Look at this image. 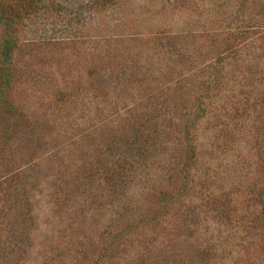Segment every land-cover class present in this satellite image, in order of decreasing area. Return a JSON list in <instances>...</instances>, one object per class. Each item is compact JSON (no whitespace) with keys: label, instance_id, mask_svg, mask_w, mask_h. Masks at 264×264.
<instances>
[{"label":"rangeland","instance_id":"374dc122","mask_svg":"<svg viewBox=\"0 0 264 264\" xmlns=\"http://www.w3.org/2000/svg\"><path fill=\"white\" fill-rule=\"evenodd\" d=\"M6 30L0 264H264V0H0Z\"/></svg>","mask_w":264,"mask_h":264},{"label":"trees","instance_id":"16d2710c","mask_svg":"<svg viewBox=\"0 0 264 264\" xmlns=\"http://www.w3.org/2000/svg\"><path fill=\"white\" fill-rule=\"evenodd\" d=\"M5 34H2V38L0 39V64H3L1 67V69L5 68V76L3 79V83L0 85V104L2 107H11L8 101H6L5 99H3L4 95L8 92V88L10 85V77L9 74L11 72V68H10V57L11 55L8 54V49H10V46L12 44V33L9 32V30H6L4 32ZM5 64V65H4ZM3 74V73H2ZM10 110V109H9ZM1 143L3 144L4 142L1 141Z\"/></svg>","mask_w":264,"mask_h":264}]
</instances>
